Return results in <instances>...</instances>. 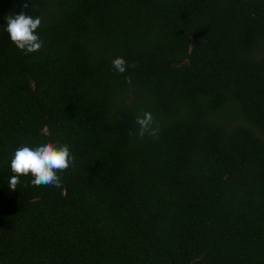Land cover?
Returning a JSON list of instances; mask_svg holds the SVG:
<instances>
[{
	"label": "trees",
	"instance_id": "trees-1",
	"mask_svg": "<svg viewBox=\"0 0 264 264\" xmlns=\"http://www.w3.org/2000/svg\"><path fill=\"white\" fill-rule=\"evenodd\" d=\"M0 264H264V0H0Z\"/></svg>",
	"mask_w": 264,
	"mask_h": 264
}]
</instances>
